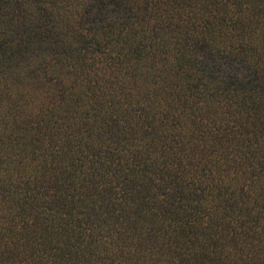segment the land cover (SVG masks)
I'll return each instance as SVG.
<instances>
[{"label": "trees", "instance_id": "16d2710c", "mask_svg": "<svg viewBox=\"0 0 264 264\" xmlns=\"http://www.w3.org/2000/svg\"><path fill=\"white\" fill-rule=\"evenodd\" d=\"M0 264H264V0H0Z\"/></svg>", "mask_w": 264, "mask_h": 264}]
</instances>
